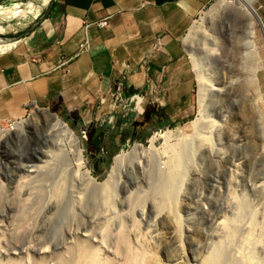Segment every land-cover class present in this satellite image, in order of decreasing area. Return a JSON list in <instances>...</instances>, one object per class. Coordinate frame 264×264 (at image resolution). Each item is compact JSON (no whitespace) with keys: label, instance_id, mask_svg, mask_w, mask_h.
I'll return each instance as SVG.
<instances>
[{"label":"rangeland","instance_id":"obj_1","mask_svg":"<svg viewBox=\"0 0 264 264\" xmlns=\"http://www.w3.org/2000/svg\"><path fill=\"white\" fill-rule=\"evenodd\" d=\"M15 3L26 13L6 21L1 16L14 4L0 9L2 40L46 18L43 1H33L34 11ZM252 7L264 24L262 0ZM191 26L182 38L194 80L191 116L144 126L122 87L115 105L126 106L131 127L114 153L90 155L67 114L55 113L80 149L72 133L44 144L33 125L0 142V264H77L80 246L98 264H264L263 33L255 26L252 93L243 87L245 23L229 13ZM203 98L207 117L198 124ZM167 212L170 219L160 222Z\"/></svg>","mask_w":264,"mask_h":264},{"label":"crops","instance_id":"obj_2","mask_svg":"<svg viewBox=\"0 0 264 264\" xmlns=\"http://www.w3.org/2000/svg\"><path fill=\"white\" fill-rule=\"evenodd\" d=\"M16 1L48 7L39 26L32 20L25 35L0 39V122L48 108L67 114L90 155L114 153L131 127L110 94L123 75L129 98L140 95L144 126L193 114L182 38L211 0H0V9L14 4L2 20L25 15Z\"/></svg>","mask_w":264,"mask_h":264},{"label":"bare ground","instance_id":"obj_3","mask_svg":"<svg viewBox=\"0 0 264 264\" xmlns=\"http://www.w3.org/2000/svg\"><path fill=\"white\" fill-rule=\"evenodd\" d=\"M255 1L256 0H234V1L219 0L217 2H214L213 4H211L210 8L202 15V17L198 21H196V23L191 28V30H194L195 28L201 27V25L204 24L205 22L209 23L215 20V18L217 17L219 18L220 16L222 15L224 16L225 14L227 15L229 13L233 14V16L237 20L240 19L245 23V27H244L245 29L243 31V37H242V41L244 43L242 45V48L246 56V62L243 61V74H244L243 87L249 88L250 91H252V93H257L256 87H258V85H257V79H256L255 73H256V68L259 67L257 50H256L255 43L253 41L255 26L260 28V30L263 33V37H264V24L261 21L259 23V20L257 19L255 15L256 11L252 7ZM202 85L206 87V85H204V81L202 82ZM207 105L208 104H207L206 98H203L201 106H200L201 107L200 115H199V118L197 119L198 124L202 120L204 121V119L207 117V107H208ZM32 111H33V114H31L32 117L30 119L18 122L17 124L12 125L13 127L11 126L8 130L0 126V142L9 136L19 137L24 132H26V129L29 126H32V125L34 126V129L35 128L37 129L36 130L37 132L40 130L43 132L41 141L44 144H52V141H51L52 139L62 141L63 139H68L71 136L72 131L60 119L58 118L55 119L53 116H51L46 111L39 112V110L36 107H34ZM36 131H32V132H36ZM162 136L171 137L172 135L170 132H166ZM154 138H157L156 135H154L151 138L150 143L155 141ZM74 139L76 140L78 148L80 149L78 140L75 136H74ZM142 149H143L142 146L135 145L134 152H137V151L140 152L142 151ZM60 195H61L60 192L56 193L57 197H59ZM170 216H171L170 213L167 212L165 216L158 215L157 219L160 222H162L163 220L170 219ZM45 252L46 251L44 250L41 252V254H44ZM79 256H82L81 257L82 260L78 262L77 264H98L99 260L96 257L97 255L92 251H88L82 246H80V249H79Z\"/></svg>","mask_w":264,"mask_h":264},{"label":"built area","instance_id":"obj_4","mask_svg":"<svg viewBox=\"0 0 264 264\" xmlns=\"http://www.w3.org/2000/svg\"><path fill=\"white\" fill-rule=\"evenodd\" d=\"M95 24H96V26L99 27V28H104V27L107 26V20H106V19H103V20H100V21L96 22ZM85 26H87V24H86ZM86 47H87V45H86V43H85L84 45H82V46L80 47V51H84V50L86 49ZM124 82H125V76L123 75V76L120 77L119 81L116 83L113 92L110 93V94L112 95V98H113L114 101L118 100V99L116 98V95H119V93H120V91H121V88L124 87ZM138 98L140 99V97H138V95H133V96L129 99V101H130V102H134L135 107H136V100H137ZM16 121H18V120H9L8 122L10 123V125H13Z\"/></svg>","mask_w":264,"mask_h":264},{"label":"water","instance_id":"obj_5","mask_svg":"<svg viewBox=\"0 0 264 264\" xmlns=\"http://www.w3.org/2000/svg\"><path fill=\"white\" fill-rule=\"evenodd\" d=\"M255 15H256L257 19L259 20V23H260L261 19H260L259 15L257 14V12L255 13ZM40 110L46 111L51 116H53L55 119H57L56 114L55 113H50L48 108H40Z\"/></svg>","mask_w":264,"mask_h":264}]
</instances>
